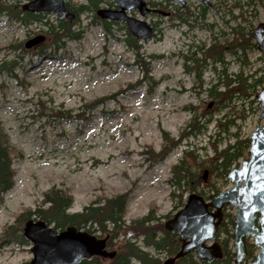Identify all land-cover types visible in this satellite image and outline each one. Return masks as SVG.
Returning <instances> with one entry per match:
<instances>
[{
	"label": "rangeland",
	"instance_id": "obj_1",
	"mask_svg": "<svg viewBox=\"0 0 264 264\" xmlns=\"http://www.w3.org/2000/svg\"><path fill=\"white\" fill-rule=\"evenodd\" d=\"M15 1L22 6L29 0H0V5ZM147 1L171 12L169 17L131 12L154 26L150 39L133 37L125 22H112L108 32L92 22L96 11H86L76 26L83 31L81 38H65L58 49L48 34L43 43L26 48L27 40L45 35L43 24L25 25L0 14V121L14 149L15 172L13 187L0 202V264H30L31 243L17 237L23 236L28 220L22 215L37 209L53 186L73 196L69 213L81 212L94 200L127 193L125 219L130 225L150 209L165 223L184 207L192 193L186 192L182 199L172 197L169 183L171 168L181 158L194 165L204 163L199 167V191L203 190L206 200L216 193L212 189L233 185L227 175L210 172V157L237 137L250 138L264 124L257 100L264 86L257 93L252 89L238 93L226 107L216 102L215 92L209 89L235 73L264 74V51L252 37L264 23V0H187L185 7L165 0ZM70 2L88 4V0ZM115 7L112 0H102L98 6ZM46 18L55 23L54 14ZM128 36L138 41V53L128 45ZM214 43L227 45L224 63L211 57L186 62V55L195 51L203 59L199 47L206 50ZM117 92L116 98L92 110L86 106ZM195 114L200 129L171 146L165 136L178 140ZM223 210L224 220H236V207L228 204ZM228 227L233 234L234 227ZM226 237L222 233L219 241ZM141 239L139 246L162 262L171 256L144 246ZM248 243L253 244V239L248 238ZM230 246L235 251L234 235ZM108 250L117 252V246ZM251 261L248 256L244 264Z\"/></svg>",
	"mask_w": 264,
	"mask_h": 264
},
{
	"label": "trees",
	"instance_id": "obj_2",
	"mask_svg": "<svg viewBox=\"0 0 264 264\" xmlns=\"http://www.w3.org/2000/svg\"><path fill=\"white\" fill-rule=\"evenodd\" d=\"M102 0H88V4L71 5V2L66 3L67 8L76 13V18L73 21L68 19L55 18L53 23L49 18H46V14L32 13L24 11L22 6L18 2L1 3L0 13L7 14L9 18L18 20L25 25H29L33 22H40L44 26L45 34L52 36L54 47L60 48L65 44L63 39L65 38H81L83 31L77 26L79 21V15L86 11L97 10L99 3ZM154 5H157L154 4ZM191 15V14H190ZM188 15V16H190ZM187 16V17H188ZM187 21V18L184 19ZM92 22L95 24H101L103 28L110 32L111 23L110 21L100 19L95 13L92 17ZM78 28V29H76ZM251 42V38H247ZM128 45L133 48L137 53L139 52V46L136 47L138 41L128 36ZM234 42L230 43V47L233 46ZM254 46L255 43L251 42ZM205 47L200 46L199 49L204 52L203 59L196 57L197 52H191L190 55H186L187 61L199 62V60L206 61L208 57L212 60L224 63L225 52L228 50L227 45H221L220 43H214L210 48L204 49ZM236 53L234 50L232 51ZM154 57V56H151ZM187 66V63H186ZM191 67V66H187ZM149 69H146L145 78L148 77ZM225 75V78H227ZM264 86V74L256 77V75L243 76L242 72L235 73L232 77L227 78L219 82L214 86L210 87L211 93L215 92L216 102H219L221 107L228 106V102L234 100L238 93L248 92L252 89V92L257 93ZM223 88L217 90V88ZM116 94H112L110 97H103L98 100L88 103L86 106L92 110L104 104L109 99L116 98ZM239 96V94H238ZM191 110H194L191 107ZM199 116L195 114L191 121L184 128L181 137L178 140H174L165 136L172 145L178 146L183 139L189 137L194 133L195 130L200 129ZM207 123L211 122L209 118ZM237 137V135H236ZM170 146V149H171ZM250 138L245 139H234V141L225 145L220 150H215L212 157H210V172H216L218 176L225 177L229 170L239 164V160L249 156ZM169 149V150H170ZM14 149L10 145L9 139L4 132L2 122L0 121V202L3 201L5 192L11 189L14 185L15 172L12 167V155ZM188 153V151H185ZM204 166V163H188L186 158L174 164L171 168V177L169 183L173 187L172 197H179L182 199L186 192L193 193L197 192L200 195H204L203 190L199 191L201 186V180L199 175V167ZM215 186V184L213 185ZM212 191H220L215 188ZM128 203V194L122 193L112 196L110 198L94 200L91 204L84 207L81 212L69 213L68 209L73 204V196L67 189L59 188L57 186L51 187L44 193V199L42 204L35 210H27L23 213L25 219H30L34 216L43 219L50 225H54L56 230H62L68 226H76L79 229H86V231L100 235L105 234L109 237L108 246H117V252L113 259H106L99 256H94L90 259H84L79 264H132L133 260H136L138 264H163L161 258L147 249L141 248L138 244V239L142 237L143 245L149 248H154L157 252H167L171 256L178 253L181 247V242L176 233L169 231L166 228V222L163 223L158 217L155 209H150L149 212L139 219L131 221L130 225L126 224V211ZM48 205L45 207V205ZM235 225V220L232 218L229 223L226 219L222 221L218 233L217 239L219 241L222 233H227L226 237L222 242L219 241L223 248V254L221 257L214 260L212 263L199 261L195 258L194 253H190L182 258L176 260L175 264H234L235 255L233 247L230 246L231 238L233 234L228 230V226ZM89 226V227H88ZM88 227V228H87ZM123 235V240L118 242V238ZM20 239L24 240L23 236L19 233ZM117 242L116 244L114 242ZM255 248L253 244L248 243V256L254 258Z\"/></svg>",
	"mask_w": 264,
	"mask_h": 264
},
{
	"label": "water",
	"instance_id": "obj_3",
	"mask_svg": "<svg viewBox=\"0 0 264 264\" xmlns=\"http://www.w3.org/2000/svg\"><path fill=\"white\" fill-rule=\"evenodd\" d=\"M13 1V0H11ZM67 0H29L22 5L24 11L32 13H53L63 19L75 18L65 5ZM117 8H99L97 15L109 21L125 22L131 35L140 41L148 40L154 27L144 19L130 14L137 9L141 17L150 12L170 13L150 7L146 0H113ZM186 5L187 0H169ZM210 2L211 0H203ZM252 37L261 51H264V23L252 32ZM46 36L38 35L26 41L25 47L32 48L44 42ZM261 102L260 117L264 118V87L257 94ZM207 172L204 174L206 179ZM232 182L228 189L210 195L209 201L192 193L184 207L170 220L166 228L175 232L181 242L178 253L164 264H175L176 260L192 252L200 261L212 263L223 254L216 242V235L223 219L225 205L237 208L234 226V264H244L248 257L247 239L252 238L258 249L251 264H264V124L258 125L250 135L249 158L234 167L227 174ZM24 238L31 243L33 259L30 264H79L94 256L113 259L116 250H108V236L98 237L76 226L57 231L43 219H28L23 227Z\"/></svg>",
	"mask_w": 264,
	"mask_h": 264
},
{
	"label": "flooded vegetation",
	"instance_id": "obj_4",
	"mask_svg": "<svg viewBox=\"0 0 264 264\" xmlns=\"http://www.w3.org/2000/svg\"><path fill=\"white\" fill-rule=\"evenodd\" d=\"M151 13H154V14H160V13H158V12H151ZM171 15V14H170ZM156 27V26H155Z\"/></svg>",
	"mask_w": 264,
	"mask_h": 264
}]
</instances>
